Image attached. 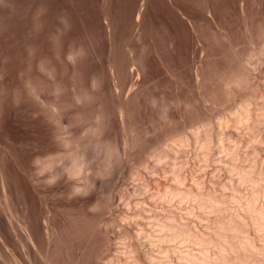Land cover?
Returning a JSON list of instances; mask_svg holds the SVG:
<instances>
[{
	"label": "rangeland",
	"instance_id": "1",
	"mask_svg": "<svg viewBox=\"0 0 264 264\" xmlns=\"http://www.w3.org/2000/svg\"><path fill=\"white\" fill-rule=\"evenodd\" d=\"M141 1L78 0L72 4L69 0H0V142L4 143H0V157L3 156L0 158V167L2 170L6 169L3 171L5 177L9 176L5 178V183L9 184L7 186H10L14 194V154L18 150V156L26 159L25 164L29 165L28 173L26 170L23 172L25 178L27 176L29 179L31 175L37 177L39 187L46 189V194L50 193L46 196L52 199L49 200L51 203L57 205L66 197L62 182L51 183L43 174H36L35 171V157L39 152L43 154H39L43 158L45 153L53 152L55 156L59 151L63 154V150H67L63 154L67 156L70 150L56 138L59 128L53 124L55 122L51 120L53 118L46 102H41L42 99L57 100L62 103L59 106H63L60 109L65 112V124L72 122L68 125L72 131L71 136H77L82 142L85 139L95 141L91 137L98 136L96 141L108 139L109 143L119 145L121 164L111 181L114 185L111 184L112 188L109 190L110 202L116 192V183L121 188L134 183L132 175L135 169L143 160L150 161L151 151L163 154L168 151L171 156H166L167 159L163 156L162 162L155 167L167 162L182 175L183 186L186 182L193 186L187 185L190 188L195 185L217 195L224 193V202L228 200L225 203L230 206V210L246 217L248 214L243 209V199L237 201L231 195L235 191L231 182L234 183L233 187L236 186V191L239 189V196L246 197L252 191H258L259 199L257 198L256 204L264 205V169L260 174L257 190L250 182L238 184L236 179L240 168L250 166L259 169L264 166V163H259V157L264 156V0H244L243 4L240 0H233L236 3L231 1L235 10L231 11L233 15L229 16L230 21L229 18L224 20L207 13L204 17H197L182 4L169 8L163 2L160 3V0H144L140 17L135 21L134 14L130 13V6L134 5L135 13ZM165 1L170 4L168 0ZM249 51L254 55L251 62H246L243 59ZM125 80L127 83L131 81L133 85L131 92L129 90L126 91L127 94L125 91L122 93V98L128 95L123 99L124 112L128 111L123 116L119 113V97L114 85ZM32 87L40 90L42 99L32 94ZM75 92L82 93L80 95L83 98L76 99ZM243 106L248 108L249 114H238ZM258 118L254 123V130L249 131L246 124ZM44 119L51 122H45ZM40 128L43 129L42 132ZM29 139L31 143L29 145L27 142L26 147L25 142ZM33 140L38 143L37 146ZM44 140L47 144H44ZM5 141L7 147L13 145L12 148L17 150L12 152L11 148L5 146ZM17 142L22 144L18 146ZM125 146L129 151L125 150ZM23 148L27 150L24 151ZM5 153L7 157H4ZM33 154L37 155L34 157ZM222 160L226 162L222 164ZM229 177L233 178L230 182ZM187 186L185 184L184 187ZM1 190L0 232L8 239L15 240L12 224L16 229L19 226L10 215L6 217L9 213L6 205L3 206ZM49 190L54 191L51 193ZM91 195L95 198L97 193L93 192ZM182 202V219L193 229L203 230L215 215L201 209H197L196 214L189 213L187 209L192 206V201ZM60 203L57 206L62 207ZM238 204H242V208ZM233 207L240 209L233 210ZM118 227L110 226L108 239H103L102 245L91 254L81 247L78 249L75 246L74 249L72 245L57 243L56 247H49L48 250L45 246L40 248L41 253L50 251L47 259L42 254L39 256L40 251L35 248L27 252L17 241L8 245V248L0 239V252L6 255L12 252L11 256L7 255L11 260L0 258V261L2 264H107L109 259L118 258L124 261L125 255L121 251V242L119 243L123 229L119 231ZM254 227L255 224L248 221L247 230L251 235ZM43 230L42 228L45 237L47 234ZM120 232L121 235L118 236ZM254 233L256 234V229ZM138 248L142 252L141 247ZM69 250L73 252L71 258ZM185 250L197 253L198 247L187 243L182 245V253ZM176 252L171 253L174 261L176 260L174 264H188L185 258L180 262ZM62 253L65 254L64 257ZM144 260L146 261L145 257Z\"/></svg>",
	"mask_w": 264,
	"mask_h": 264
},
{
	"label": "bare ground",
	"instance_id": "2",
	"mask_svg": "<svg viewBox=\"0 0 264 264\" xmlns=\"http://www.w3.org/2000/svg\"><path fill=\"white\" fill-rule=\"evenodd\" d=\"M69 1H71L70 3L74 4V2H76L78 0H69ZM168 1L170 2V4L166 3L165 0H160V3L163 2V4H165V6H167L169 8H172L171 6L175 7V6L182 4V6L187 8L190 12H192L197 17H204L206 15L205 13H207V15H211V16L217 15V16H220L221 18H223L224 20H227L230 15H233V14H231V11L235 10L233 4H231V1L233 2V0H168ZM243 1L244 0H240V2L242 4H243ZM143 2H144V0L141 1V5H139L140 6L139 9L137 11H135V13H133V11L135 10L134 5L130 6V13L134 14L133 17L135 18V21L136 20L138 21V19L140 17V9L142 8ZM126 13L128 15V12H125V14ZM230 19L231 18H229V21H230ZM203 20H205V19H203ZM193 21H195V19H193ZM134 23H136V22H134ZM220 23H221V21H220ZM227 24H228V21H227ZM192 25L194 26V24H192ZM227 29H228V27H227ZM183 31L184 30L182 29V32ZM183 33H186V32L184 31ZM227 40H229L228 36H227ZM229 41L231 42V40H229ZM230 42H228V44ZM231 45H232V42H231ZM258 47H260V46H258ZM262 50H264V49H262ZM253 55L254 54H252V51H249V52H247V55L245 56V58L243 60L246 62H251ZM72 56H73V54H72ZM121 69H123V68L121 67ZM121 69H120V71H122ZM124 74H126V72ZM120 75H121V73H120ZM132 85L133 84L131 81H130V83H127L126 80H125V82H118L114 85L116 91L118 92L117 97H119L118 98V101H119L118 105H119V111H120L119 113L121 115H123V113L127 114L126 112H128V111L124 112L125 107H124V100L123 99L125 97L122 98V93L124 91L129 92L130 89L132 90ZM31 89H32V94L36 98L42 97V94H40L39 89L36 90L35 88L33 89V87ZM131 90H130V92H131ZM134 90H135V88H134ZM75 93H76L75 94L76 99L79 100L80 98H83V95L82 96L80 95L82 93H80V92H75ZM126 94H127V92H126ZM123 96H125V95H123ZM127 97H128V95H127ZM49 101L48 100L43 101V99H42L41 102H43V103L46 102L47 107H48V109L51 113V116L53 118L51 120H53L55 122L53 124H56L57 127L59 128V132L56 133L57 134L56 138H58L59 141L65 147L70 148V150H69L67 156H65L66 154L63 155L64 153H66L65 151H67V150H63L64 151L63 154L61 153V151H59L60 153L57 152L58 154H56L54 156L52 149H51L52 154L50 152H48L49 154L47 153L49 156L51 154V157H49V156L45 157L47 154L44 151H43V153H45V156L43 158L40 157V155H39V154H41L40 152H39V154L37 153L39 156L37 154H36L37 156L35 154H33L34 157L36 156L35 157V162H36V166H35L36 170L35 171H36V174H43L42 176H44L45 179L51 183L62 182L63 186L62 185L61 186H62L63 190L66 191L67 195L64 198V200L61 199V200H63V201H61V203L59 202L60 205H63L62 207L57 206L59 203L57 205L54 202L51 203L49 201L51 198L49 199L46 196V195H49L50 193L46 194L44 192V191H46V189L42 190L41 186L39 187V185H38L39 179H37V177L29 175L30 176L29 179H27V176L25 178L23 172L26 170V173H28L27 171H28L29 165L27 166V163L25 164L26 159L24 160V159L20 158L18 156L19 153L17 154L18 150L14 148L15 150H17L16 151L17 155L13 153L14 156L16 157V159H15L16 164H14L16 166L15 167L16 169L13 173V179H15L13 181L16 183L15 184L16 185V187H15L16 191L13 194V192H11L12 189H10V186L9 187L7 186L9 184L6 185V183H5L6 179L5 178L6 177L8 178L9 176L5 177V172H3V171L6 169L2 170L1 167H0V177L2 178V182H0V184H1L2 190L1 189L0 190H1V192H3V200H4L3 206L6 205V209L8 210V213H9V214L7 213L8 215L6 217H8L10 215L12 220H14L16 222V224H18V226H19L18 229L20 231H18V229H16L14 224H12L13 225L12 231L15 235V236H13V238L15 239V237H16L15 240L8 239V237H6L4 235V233L0 232V239L3 241L5 246L8 247V245L14 244L15 241L20 242L26 248L27 252H29L32 248H35L36 250H38V252L40 251L39 256H41V254H42V257L44 259L49 258V254H50V253H48L50 251H46V250H48L49 247L55 246L57 243H61L62 245H72L74 247V249H75V246L77 248L81 247V248H84L88 254H91L92 252H94L98 248L99 245H102L101 241L103 242V239L105 240L106 237L109 235L110 226H112V227H114V226L118 227L119 226L118 228L120 230L119 229H117V230L121 231L123 229L121 231L122 235L120 232V233H118V236L121 235V239H120L119 243L121 242L120 243L122 246L121 251H123V254L125 255V260L123 261L119 258L115 259V260L109 259L107 261V264H174V263H176L175 262L176 260L174 261L173 256H171V253L176 252V250H177V252L175 254H177L176 256L178 257L179 261L182 262V258H185L186 262L188 264H264V205L258 206L256 204L257 198L259 199V197H258L259 192L258 191H257L258 193L256 191H252L251 194L249 193V196H246V197L239 196V195H237V192L239 191V189H238V191H236L237 188L235 189L236 186L233 187L234 183H232L233 178L229 177V179L231 178V180H228V181L229 182L232 181L231 186H232V189L234 188L233 190H235V191H233L234 192L233 194L231 193V195L237 201L243 199V203H242L243 207H244L243 209L247 210V213H246V214H248L247 215L248 218H247V216L246 217L242 216L243 214L241 215L240 212L237 213V211L235 212V211L230 210L231 209L230 206L227 205V203H225L228 200H226L224 202V200L226 199V197L223 196L224 193L222 195H217L212 191H203V188L201 190L199 186L195 187L194 184H193L194 188H190L192 185L190 183L188 185L186 182H184L186 184V186L188 185L190 187H188V186L184 187L185 184H184V186L182 185V179H183L182 175L179 174L178 171H176L175 169H172L170 167L169 163H167V162L164 163L165 165L161 164L160 167H158V168L155 167L156 164H159L162 162L163 156L166 157L170 154L168 151L164 152V154L161 153L160 151H151L149 153L150 161L143 160L142 162H140L139 166L135 169V172L132 175L134 178V183L130 184L128 187H125V188H121V186L119 187L120 184L118 185L116 183V185L114 186V189H116V192H115V195L112 197V201L110 202L109 201V190H111V188H112L111 184H113L111 181L113 179L114 174L118 172L117 170L119 169V166L121 164L120 163L121 162L120 161L121 149H120L119 145H117V144L114 145L113 142L109 143L110 141L106 137L105 138L107 140H105L104 138H103L104 140H102V138H101V139H97V141H96V138H98V136L91 137L92 135H90V137L92 139L94 138L95 141H92L91 139H88V140L85 139V142H82V141H80L79 138H77V136H76L77 139L75 138V136L74 137L71 136L70 132L72 133V131H70L71 129L68 128V125H69V123H72V122L70 121L68 124H65L66 116H65V114H63L65 112L64 111L62 112L63 109H60L63 106L62 105L59 106L62 103L57 102V100H55V101L58 104L55 103L54 100H49ZM51 101H53V102H51ZM247 102L244 104H247ZM129 104H131V102H129ZM39 105H41V104L39 103ZM240 105H241V102H240ZM45 109H47V108H45ZM132 111H134V110H132ZM132 111L130 110V112H132ZM238 114H244V115L249 114L248 108L246 106L241 107V109L238 111ZM48 117H47V119H48ZM49 118H51V117H49ZM132 120H134V119H132ZM256 120H259V118L254 119L252 122L250 121L248 124H246L247 129L249 131L252 132L254 130V123L256 122ZM38 121L41 122L40 119ZM44 121L46 122L47 120L44 119ZM49 121L50 120H48L47 122L49 123ZM258 122H261V121H258ZM34 124H36V123L34 122ZM37 126H39V122H38ZM52 129H54V128H52ZM134 129H136V127ZM42 130L43 129H41V131L40 130L39 131L42 132ZM83 130H85V129H82V131ZM54 131H55V129H54ZM42 135L44 136L43 133H42ZM72 135H74V134H72ZM4 136H6V135H4ZM6 138L9 139L8 136H6ZM30 140L31 139H29V141L25 142L26 147L28 146V144L30 145V143H31ZM42 141H43V139H42ZM51 141H53V139ZM10 142H11V140H10ZM18 142H17V145L20 146L23 143V140H22V143L20 145L18 144ZM27 142H28V144H27ZM48 142H49V140H48ZM25 143H23V144H25ZM35 143L37 146L38 143L37 142H35ZM45 143H46V141L44 142V144ZM115 143H116V141H115ZM1 144H4V143H1ZM33 144L31 146H33ZM49 144L50 143H48V145ZM94 144H96V145H94ZM110 144H113V146H110ZM6 145H7V142H6L5 146ZM23 146L25 147V145H23ZM95 146H97V147L94 149ZM167 146H168V144H167ZM12 147H13V145H12ZM12 147L9 146L7 148H11V150L13 152L14 149ZM40 147H43V146H40ZM40 147H38V149ZM126 148L127 147L125 146V150L129 151V149H126ZM167 149L169 150L170 147H168ZM5 150H6V148H5ZM23 150H24V148H23ZM25 150H27V149H25ZM30 150H32V149H30ZM125 150H124V152H125ZM53 151H54V149H53ZM21 152H22V148H21ZM31 152H33V151H31ZM1 153H4V152H1ZM28 153H30V152H28ZM5 155H6V153H5ZM41 155L43 156V154H41ZM52 155H53V157H52ZM129 155H131V154H129ZM263 155H264V153H263ZM259 156H260V154H259ZM1 157H3V156H1ZM4 157H7V155ZM34 157H32V158H34ZM219 157H221V156H219ZM10 158H11V156H10ZM259 158L261 159L259 161V163H264L263 162L264 156H260ZM166 159H167V157H166ZM218 159H220V158H217V160ZM3 160H5V159H3ZM6 160H8V158H6ZM11 161H12V159H11ZM95 161L96 162L98 161V164L97 163L95 164ZM224 161L226 162V160H224ZM224 161L222 164H224ZM170 162H172V161H170ZM228 162H229V160H228ZM226 164H228V163H226ZM33 165H35V164H33ZM30 166H31V164H30ZM232 166H233V164H232ZM259 166H261V165H259ZM259 166H256V167L259 168ZM2 167H4V166H2ZM219 167H223V166H219ZM31 169H32V167H31ZM33 169H34V167H33ZM263 169H264V166H262L259 169L252 168L250 166L246 167V168L244 167V168L238 169L237 177H236L237 183L243 184V182H245V181L250 182L252 187L256 188L259 185L260 176H261L260 174L263 173ZM8 173L10 174V170ZM11 173H12V171H11ZM31 173H32V171H31ZM33 174H35V173H33ZM44 177H42V178H44ZM40 179H41V177H40ZM192 183H194V182H192ZM198 183H200V182H198ZM47 185H48V183H47ZM54 186H53V188H54ZM223 186H225V185H223ZM59 187H60V184H59ZM237 187H239V186H237ZM49 189H50V187H49ZM257 189L258 188H256V190ZM53 191L52 192L50 191V192L53 193ZM60 191H61V189H60ZM93 192L97 193V196H95V198H93V196L91 195ZM238 193L240 194V192H238ZM54 194L56 195L55 192H54ZM54 194H52V195H54ZM94 195H96V194H94ZM262 195L263 194H261V196ZM54 197H56V196H54ZM54 197H52V198H54ZM187 199L191 200L193 203L192 206L189 209H187V211L189 213H195L196 214L197 209H199V210L201 209V210H205L208 212H213L215 214L214 217L212 219H210L211 221L207 222V224L205 225V228L203 230L193 229L192 227L188 226L183 221V219H182V203H183L182 200L188 201ZM58 200H59V198H58ZM51 201H52V199H51ZM53 201H55V200H53ZM238 205H240V204H238ZM241 205H240V208H242ZM238 207L237 208L233 207L232 209L233 210L238 209ZM175 210H177L178 213ZM12 220H10V221H12ZM248 221H250L252 224H255L254 228L256 229V234L254 233L255 229L253 231V235H251V233H249L251 227H249V232H248V230H247ZM42 228L44 229L43 231L47 234L45 237L43 236L44 234L42 233ZM112 229L114 230V228H112ZM9 232H10V230H9ZM111 232L112 231H110V233ZM56 233H57V236H55ZM107 239H108V237H107ZM187 243L196 245L198 247L197 253H190L189 251H186V250L184 251V253H182V245L187 244ZM43 246H45L46 248L48 247V248L41 253L40 248H42ZM139 246L141 247L142 252L139 251V248H138ZM65 248H66V246H65ZM10 249L12 250L11 247H10ZM55 249H53V250H55ZM84 249H83V253L85 252ZM11 250H8V251L10 252ZM67 250H66V252H67ZM5 251H3V252H5ZM69 251H70L69 256L71 258V256H73V252H72V250H69ZM119 251H120V249H119ZM55 252H57V249L55 250ZM10 253H12V252H10ZM10 253H8V254L11 256L12 254H10ZM81 253H82V251H81ZM29 254L30 253H28V255ZM34 254H36V253H34ZM7 255H6V253L4 254V253L0 252V258L2 260H9L11 258L10 256L7 257ZM55 255H56V253H55ZM58 255H59V253H58ZM64 255L65 254H63V257H64ZM76 255H74V256H76ZM37 256H38V254H37ZM80 256H81V254H80ZM91 257H92V255H91ZM95 257H97V254ZM116 257H119V256L117 255ZM144 257H145L147 262L144 260ZM14 258H17V256ZM40 258L38 257V259H40ZM58 258H59V256H58ZM77 258H79V257H77ZM89 258H90V256H89ZM44 259H43V261H45ZM81 259H82V256H81ZM92 259H93V257H92ZM122 259H123V257H122ZM175 259H176V257H175ZM18 261H20V260H18ZM73 263L75 264V262H72V264ZM0 264H2V261H0ZM16 264H17V262H16ZM20 264H23V263L21 262ZM27 264H29V263H27ZM104 264H105V262H104Z\"/></svg>",
	"mask_w": 264,
	"mask_h": 264
}]
</instances>
